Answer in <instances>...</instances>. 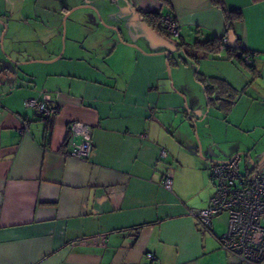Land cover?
<instances>
[{
    "label": "crops",
    "instance_id": "obj_1",
    "mask_svg": "<svg viewBox=\"0 0 264 264\" xmlns=\"http://www.w3.org/2000/svg\"><path fill=\"white\" fill-rule=\"evenodd\" d=\"M223 1L253 73L228 44L211 52L228 43L211 0H0V264H242L189 214L209 204L212 160L238 155L208 146L222 116L226 133L264 130V0ZM213 79L235 96L210 83L208 97ZM72 121L92 131L85 160L65 152Z\"/></svg>",
    "mask_w": 264,
    "mask_h": 264
},
{
    "label": "built area",
    "instance_id": "obj_2",
    "mask_svg": "<svg viewBox=\"0 0 264 264\" xmlns=\"http://www.w3.org/2000/svg\"><path fill=\"white\" fill-rule=\"evenodd\" d=\"M157 28L169 37L179 36V24L171 15H161ZM223 39L217 51L227 48ZM251 63V55L243 57ZM25 106L32 108L45 121L50 122L57 114V107L47 100L29 99ZM1 112V110H0ZM65 152L68 157L85 160L91 152V129L76 121L67 125ZM161 157H166L164 152ZM213 193L209 204L201 210L190 211L199 228L211 234L219 248L235 256L242 264H264V168L241 172L240 157L235 155L225 163H214L210 169ZM161 187L171 190V180L165 176ZM226 213V231L221 235L213 232L214 218ZM148 259H153L147 254Z\"/></svg>",
    "mask_w": 264,
    "mask_h": 264
},
{
    "label": "rangeland",
    "instance_id": "obj_3",
    "mask_svg": "<svg viewBox=\"0 0 264 264\" xmlns=\"http://www.w3.org/2000/svg\"><path fill=\"white\" fill-rule=\"evenodd\" d=\"M239 113L241 114V112L238 111L236 115H234V118H240L238 116ZM222 119V122L216 123L213 128L214 140H212V137L208 136V146L212 145V148L215 150L214 154L216 155V153H223V149L227 148L230 150V147L234 143H239L240 149H232V151H236V154H238L237 156L240 157L241 172L245 173L249 170V167H254L253 165L258 164L262 158H264V144H262L264 143V130L259 128L249 129L241 135L239 133L237 134L234 129L228 127V132L226 133L225 126L223 125V116ZM258 168H264V163H262ZM226 217V213L221 216L220 223L218 225L219 227L217 228L220 232L225 230Z\"/></svg>",
    "mask_w": 264,
    "mask_h": 264
},
{
    "label": "trees",
    "instance_id": "obj_4",
    "mask_svg": "<svg viewBox=\"0 0 264 264\" xmlns=\"http://www.w3.org/2000/svg\"><path fill=\"white\" fill-rule=\"evenodd\" d=\"M211 3L212 5H214L215 7L219 8L223 14V17H224V21H225V24H226V36L228 34V32L230 31H233V26L235 23L237 22H241L242 21V14L239 12V11H232V10H228L225 6H224V1L223 0H211ZM144 20L146 22H148L150 25H155V22L157 21L158 19V14L157 13H154V12H150V13H144L142 14ZM236 40V47L235 48H228L227 49V53H228V56L230 58H233L234 61L239 65L241 66L243 69H245L246 71H249L250 73H253V69H252V66H251V63L250 64H245L244 63V55L248 54L249 52H245L244 50L241 49V46H240V43H239V40L235 39ZM220 40L214 38L212 41H210L212 44H214V48L210 49L211 52L217 51V45L219 43ZM204 46H208V43L206 44H203ZM211 47V46H210ZM207 49V48H206ZM250 54V53H249ZM251 55V54H250ZM252 58V57H251ZM208 85H203V88L207 94V96L209 97L210 93H209V85L210 83H212L213 87H216V88H221L224 90V92L228 93V96L229 97H233L235 96V91L231 90L227 84H225L222 80H218V79H213L211 80V82H207ZM209 102H210V99H209ZM230 103V102H229ZM231 105V104H230ZM229 105V107H230ZM229 107L224 106L225 110H228Z\"/></svg>",
    "mask_w": 264,
    "mask_h": 264
},
{
    "label": "water",
    "instance_id": "obj_5",
    "mask_svg": "<svg viewBox=\"0 0 264 264\" xmlns=\"http://www.w3.org/2000/svg\"><path fill=\"white\" fill-rule=\"evenodd\" d=\"M227 39H228V46L229 48H235L236 47V40H235V37H234V34L232 31H230L227 35ZM198 144V151H199V154L200 156L203 157L204 154H202V151H201V146L199 143ZM209 151H211V148H209ZM214 163H225L226 161H215V160H212ZM262 163H264V158H262V160L256 164L257 166H260Z\"/></svg>",
    "mask_w": 264,
    "mask_h": 264
}]
</instances>
